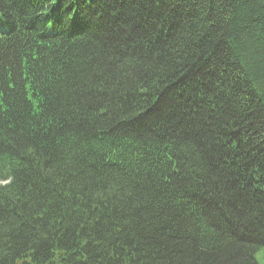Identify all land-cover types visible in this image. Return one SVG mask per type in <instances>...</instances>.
<instances>
[{
    "label": "trees",
    "instance_id": "obj_1",
    "mask_svg": "<svg viewBox=\"0 0 264 264\" xmlns=\"http://www.w3.org/2000/svg\"><path fill=\"white\" fill-rule=\"evenodd\" d=\"M0 17V264L264 260V0Z\"/></svg>",
    "mask_w": 264,
    "mask_h": 264
},
{
    "label": "rangeland",
    "instance_id": "obj_2",
    "mask_svg": "<svg viewBox=\"0 0 264 264\" xmlns=\"http://www.w3.org/2000/svg\"><path fill=\"white\" fill-rule=\"evenodd\" d=\"M102 5H104V4H101V5H99V6H101L102 7ZM69 131L70 130H59V136H57V138L51 143V147H52V151L54 152V150L56 149V148H58L63 154H64V152L65 151H63V147H62V145H61V143H60V138L61 139H64V138H67L71 133H69ZM74 132H76L75 130H73V133ZM72 133V134H73ZM49 159H51V160H47L45 157H44V159L46 160V161H48V162H52V161H54V162H59V161H56V160H54L53 159V153L52 154H49ZM77 169H79V168H77ZM77 169H75L74 171H76ZM111 245V244H110ZM114 244H112L111 246H113ZM247 253V256L248 257H251V258H253V256L251 255V251H247L246 252ZM28 257H31V255H27ZM257 257H258V260H259V262L261 263V264H264V260H262L260 257H259V255H257ZM40 261H42V260H40ZM90 261H95V263L97 262V263H103V264H107V262H110V264L112 263V261H113V259H112V254H110L109 255V257L108 258H106V259H101L99 256H93L92 257V259H90ZM250 261H252V260H250ZM28 263V262H27ZM113 264V263H112Z\"/></svg>",
    "mask_w": 264,
    "mask_h": 264
},
{
    "label": "bare ground",
    "instance_id": "obj_3",
    "mask_svg": "<svg viewBox=\"0 0 264 264\" xmlns=\"http://www.w3.org/2000/svg\"><path fill=\"white\" fill-rule=\"evenodd\" d=\"M0 28H3L2 25L0 26Z\"/></svg>",
    "mask_w": 264,
    "mask_h": 264
}]
</instances>
